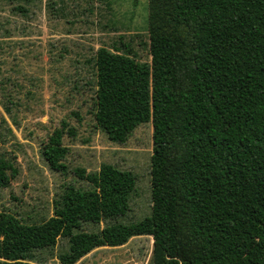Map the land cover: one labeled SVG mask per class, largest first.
I'll return each mask as SVG.
<instances>
[{"label": "trees", "instance_id": "1", "mask_svg": "<svg viewBox=\"0 0 264 264\" xmlns=\"http://www.w3.org/2000/svg\"><path fill=\"white\" fill-rule=\"evenodd\" d=\"M147 23L149 65L96 53L94 119L120 144L150 122V215L80 230L128 210L131 173L101 165L89 190L68 189L60 219L26 227L0 213V264H30L58 235L70 237L61 264L132 235L151 237L149 264H264V0H147ZM61 140L55 129L44 152L55 170ZM10 168L0 158V185Z\"/></svg>", "mask_w": 264, "mask_h": 264}, {"label": "rangeland", "instance_id": "2", "mask_svg": "<svg viewBox=\"0 0 264 264\" xmlns=\"http://www.w3.org/2000/svg\"><path fill=\"white\" fill-rule=\"evenodd\" d=\"M99 50L150 64L147 0H0V158L10 162L0 185V213L26 227L59 217L68 189L89 190L85 177L101 165L130 172L128 210L113 220L136 224L151 212V124L136 126L123 143L109 141L95 123V66ZM61 130L63 159L44 158L48 138ZM79 231H73L78 233ZM70 237L32 253L30 264H61ZM152 239L132 235L116 246L93 247L73 264H149ZM187 256L179 257L184 264Z\"/></svg>", "mask_w": 264, "mask_h": 264}]
</instances>
